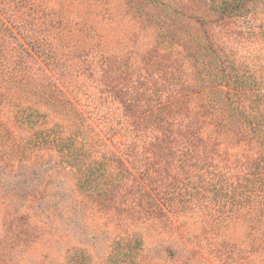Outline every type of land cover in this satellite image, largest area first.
Returning a JSON list of instances; mask_svg holds the SVG:
<instances>
[{
	"label": "rangeland",
	"instance_id": "1",
	"mask_svg": "<svg viewBox=\"0 0 264 264\" xmlns=\"http://www.w3.org/2000/svg\"><path fill=\"white\" fill-rule=\"evenodd\" d=\"M223 1L0 0V142L53 128L107 158L0 159V264H264V0ZM122 71L174 83L208 162L128 161L161 130L110 89Z\"/></svg>",
	"mask_w": 264,
	"mask_h": 264
},
{
	"label": "trees",
	"instance_id": "2",
	"mask_svg": "<svg viewBox=\"0 0 264 264\" xmlns=\"http://www.w3.org/2000/svg\"><path fill=\"white\" fill-rule=\"evenodd\" d=\"M49 2L50 0H48V3ZM242 2L243 0L223 1L218 10L222 14L228 12L231 13L241 8ZM51 4L54 3L52 2ZM48 8L52 11V5ZM12 18L14 19L13 21L17 20L16 16L14 15ZM69 19H73V17H68L67 20ZM17 23L23 24L24 22L19 21ZM0 27L3 32L7 31L9 34H12L9 25L4 22L2 18H0ZM23 28L21 27L20 29L24 30ZM22 38L26 41L29 39V35L23 33ZM15 41L19 47L18 50L21 49L27 54H30V52L27 50V47L24 45V41L22 42L19 39H16ZM2 66H5V64H2V61L0 60V67ZM118 75V73H115L114 75L110 76V83H108L110 89L117 92L122 97L123 101L129 99L128 104L130 108H128V111L132 112V114H138L141 117L140 120L144 119L147 123H151L150 127L153 128L154 131H156V129L161 130V139L159 140V137L155 136V139L149 141L148 146H142L137 154H132L134 151L132 146L125 144L124 142H120L123 148L126 149L128 153V161L131 162V164L135 166L136 164L142 165L140 162H144L149 165L152 163L161 164L162 162L166 163L175 159L179 161V159L189 158L194 159L196 162L198 160H209V155L205 151H200L192 140V135L195 133V131L190 129L184 134L179 133L181 130L178 127L183 120L180 117V111L181 107L185 109V104L183 101H181V98L172 99L170 94L174 92L173 90L175 88L173 85L174 83L171 82L170 79H168L167 84L159 83L158 80H155V85L151 90L147 87V85L144 88L146 83H143L144 80L142 77L139 79V74L136 75L135 79H133L132 74L128 71H122V73L120 72L119 77ZM114 81H116V83ZM118 82L122 85H117ZM32 115L33 111H30L27 114L21 116L19 121L25 123L33 122L34 119L31 118ZM253 120H255V123H253ZM248 122L257 128L258 125L262 124V122H259L256 117H254V119H249ZM57 132L58 131L56 129L50 128L44 132L36 131L31 136L26 137L24 140L21 138L17 140L13 137H9L7 140L0 142V159H5L7 161L15 158L26 160L30 153L29 150L33 149L34 147H54V151L60 158V163L64 161L69 165H79V167L85 165V173H87L86 175L89 177L94 176V171L96 169L99 170V168L94 165H100L104 158L107 159L105 157V153L101 152L98 157H95V155H93L94 151L90 152L87 151L86 147L84 148L86 143L82 136H80L78 139L82 142L78 144L79 141H76V136H67L66 138H62L59 136V134H57ZM185 134L186 136H184ZM103 142L104 144H107L106 141ZM179 143L183 144L178 146ZM112 157H115V154L111 151L110 158ZM209 163H211V161H209ZM142 166L144 167L145 165ZM143 170L146 171V167L143 168ZM95 176L100 177L104 175L101 172L99 174L97 173ZM96 186L97 184L93 185V187L87 185L85 189H92L93 191L96 189ZM102 191L105 192L106 189H103Z\"/></svg>",
	"mask_w": 264,
	"mask_h": 264
}]
</instances>
